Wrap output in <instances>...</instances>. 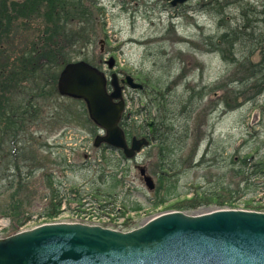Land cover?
Here are the masks:
<instances>
[{
  "label": "rangeland",
  "instance_id": "rangeland-1",
  "mask_svg": "<svg viewBox=\"0 0 264 264\" xmlns=\"http://www.w3.org/2000/svg\"><path fill=\"white\" fill-rule=\"evenodd\" d=\"M170 2L99 0L104 28L96 29L73 48L79 54L72 62L85 58L107 80L115 73L119 78L129 75L144 83V89L140 83L142 90L125 86L122 91L123 116L132 131L154 125L161 101L168 104L197 99L183 152L193 154L191 165L183 171L178 168V174L164 175L156 169L152 142L132 159L121 157L119 150L110 147H94L95 137L102 133L87 123L82 105L71 103L67 97L52 96L40 103L41 120L31 124L28 135H24L47 144L53 151L51 158L60 164L52 166V173L61 209L51 223L135 229L160 214L178 211L172 206L190 199L193 192L205 198L207 206L183 211L187 215L217 210L264 212V174L249 176L251 165L264 156V89L256 95L251 92V81L238 82L243 74L264 71V0H220L219 4L188 0L176 6ZM221 23L245 33L244 45H233V53L224 59L211 46L224 32ZM34 35L18 26L7 47L18 54ZM110 58L114 61L111 69L106 64ZM227 58L234 60L227 62ZM258 83L264 85L263 80ZM158 88L159 92L155 90ZM174 109L166 106L165 114L169 116ZM181 114L172 122L169 119L179 132L185 123V114ZM141 168L153 181L151 191L139 174ZM37 179L38 193L31 191L35 195L29 203V218L17 232L49 223L44 216L50 209L45 198L50 191L43 176ZM103 193L117 196L110 214H101L90 203L92 194ZM216 195L227 202L226 206L208 204ZM12 225L11 220L0 218V239L12 235Z\"/></svg>",
  "mask_w": 264,
  "mask_h": 264
},
{
  "label": "trees",
  "instance_id": "trees-1",
  "mask_svg": "<svg viewBox=\"0 0 264 264\" xmlns=\"http://www.w3.org/2000/svg\"><path fill=\"white\" fill-rule=\"evenodd\" d=\"M209 1L219 4L220 0ZM103 15L99 0H0V218L11 220V234L16 233L29 218V203L33 199L31 196L38 193L35 186L39 176L46 179V188L50 191L49 195H45L50 206L44 216L46 222L51 223L60 214L61 200H57L59 191L52 173V166L60 164L51 158L53 151L47 144L40 143L33 137L27 139L24 135H28L31 124L41 120L43 113L40 103L52 96L59 97L56 90L59 72L79 54L74 53L73 49L79 42L84 43L86 37L94 34L96 29L104 28L105 23L101 22ZM18 26L25 28L27 32H34L35 35L22 51L13 54L7 45ZM243 26L242 28L245 27ZM220 27L224 32L215 42H211V46L224 59L227 53H233V45H244L245 39L244 31L232 30L230 25L223 23ZM83 60L92 64L85 58ZM232 60L234 59H226L227 62ZM260 80L264 81V71L256 69L247 76L243 74L238 82L245 84L251 81L250 90L257 95L264 89V85H258ZM139 83L144 89V83ZM155 90L159 92L161 89ZM67 100L82 105L85 120L95 126L88 118L82 101L69 98ZM196 101L197 99L190 97L187 101L173 100L168 104L166 100L161 101L156 107L158 111L156 110L157 115L153 117L155 123L150 136L147 135L148 129L145 130L144 127L130 130L124 116L121 117L119 126L127 140L133 137L151 140L156 152V169L159 172L164 175L169 172L178 174L179 169L185 170L193 161V154L186 156L183 152L187 148L189 122L195 111ZM168 105L175 107L174 112H168L169 116L164 110ZM181 112L185 114V123L180 127L183 131L179 132L178 126L170 124L169 119L172 122ZM105 148L108 149L106 146ZM119 154L122 157L121 152ZM250 169V178L264 174V156L251 165ZM36 172L40 173L36 175ZM116 202L117 196L110 193L92 194L90 201L101 214H110L108 211L114 210ZM77 203L81 204V199ZM226 203L216 195L211 197L208 204L223 208ZM227 205L232 207L233 203L229 202ZM206 206L205 198L193 192L190 199L177 202L172 208L191 212ZM122 208L125 209V205Z\"/></svg>",
  "mask_w": 264,
  "mask_h": 264
},
{
  "label": "water",
  "instance_id": "water-1",
  "mask_svg": "<svg viewBox=\"0 0 264 264\" xmlns=\"http://www.w3.org/2000/svg\"><path fill=\"white\" fill-rule=\"evenodd\" d=\"M187 1L171 0L170 5ZM106 64L111 69L113 59ZM125 86L142 90L129 75L113 73L107 80L97 67L76 61L59 72L56 90L85 104L102 133L94 147L105 145L132 159L150 142L133 137L128 143L119 126ZM139 174L151 191L152 179L143 168ZM0 264H264V213L217 210L193 216L173 211L127 232L81 223L42 224L0 239Z\"/></svg>",
  "mask_w": 264,
  "mask_h": 264
},
{
  "label": "flooded vegetation",
  "instance_id": "flooded-vegetation-1",
  "mask_svg": "<svg viewBox=\"0 0 264 264\" xmlns=\"http://www.w3.org/2000/svg\"><path fill=\"white\" fill-rule=\"evenodd\" d=\"M147 135H148V136H149V135H151V134H150V132H149V130H148V133H147Z\"/></svg>",
  "mask_w": 264,
  "mask_h": 264
}]
</instances>
